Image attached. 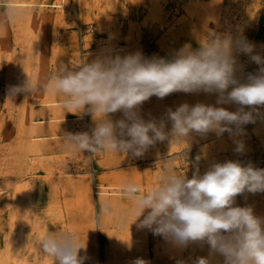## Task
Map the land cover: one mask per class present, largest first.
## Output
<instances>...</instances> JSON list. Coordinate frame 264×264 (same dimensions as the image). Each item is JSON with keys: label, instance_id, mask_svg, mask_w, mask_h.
<instances>
[{"label": "rangeland", "instance_id": "obj_1", "mask_svg": "<svg viewBox=\"0 0 264 264\" xmlns=\"http://www.w3.org/2000/svg\"><path fill=\"white\" fill-rule=\"evenodd\" d=\"M30 1L53 4L58 0ZM262 11L264 0H67L65 10L32 8L15 21L0 11V264H54L40 255L37 243L50 232L65 231L76 232L86 243V252L80 253L88 257L84 264H134L137 259L146 264H195L199 257L223 264L219 255L209 257L206 244L178 248L139 228L138 222L133 223V202L123 186L133 181L143 191L151 190L159 185L169 161L178 173L187 171L191 178L197 155L200 174L214 163L229 160L246 166L245 155L264 149V111L255 123L244 125L242 136L193 134L188 143L171 148L167 141L158 142L140 158L125 159L111 152L88 157L68 150L63 133L89 131L90 115L80 118L61 105L57 111H43L40 104L62 103L61 98L43 91L10 98L9 89L22 85L26 74L43 85L61 65L79 66L109 49L120 55L140 51L145 57L171 59L186 44L198 48L209 30L233 37L251 32ZM247 39L255 44L251 33ZM255 53L264 56L261 48L255 47ZM237 60L243 65L237 72L241 82L259 68L245 54H238ZM216 100V94L204 92H176L163 99L152 96L140 114L146 121L159 120L169 108L198 102L229 111L238 108L217 105ZM30 127L41 139L36 142L38 152L27 150ZM234 140L243 141V153L235 151ZM59 172L64 174L53 177ZM108 190L116 191L110 197L117 199L103 205L102 198L108 196L102 191ZM235 200L236 206H251L264 217V193H245Z\"/></svg>", "mask_w": 264, "mask_h": 264}, {"label": "clouds", "instance_id": "obj_2", "mask_svg": "<svg viewBox=\"0 0 264 264\" xmlns=\"http://www.w3.org/2000/svg\"><path fill=\"white\" fill-rule=\"evenodd\" d=\"M0 11L13 21L23 12L16 0H0ZM241 53L259 66L244 82L237 77L243 68L237 60ZM26 76L22 85L9 89L10 98L43 91L60 97L66 113L91 116L89 131L63 133L68 150L88 157L111 152L125 159L140 158L158 142L167 141L171 148L188 143L193 134L242 136L244 125L255 123L264 107V56L255 53V45L242 34L233 37L212 30L198 48L186 44L171 59L145 57L140 51L120 55L109 49L79 66L61 65L43 85ZM176 92L216 94L217 105L238 108L229 111L199 102L182 103L175 110L167 109L159 120L146 121L141 116V106L152 96L163 99ZM117 113L121 115L115 118ZM234 143L235 151L243 153V141ZM200 159L195 157L191 178L187 171L178 173L169 161L159 185L151 190L126 182L123 192L133 202V223L178 248L206 244L209 257L219 255L223 264H264V217L257 216L251 206H236L235 200L245 193H264V169L229 160L214 163L200 174ZM37 247L54 264H84L88 259L80 255L81 250L86 252V243L76 232H50ZM134 264L146 261L137 259ZM195 264H210V259L199 257Z\"/></svg>", "mask_w": 264, "mask_h": 264}, {"label": "bare ground", "instance_id": "obj_3", "mask_svg": "<svg viewBox=\"0 0 264 264\" xmlns=\"http://www.w3.org/2000/svg\"><path fill=\"white\" fill-rule=\"evenodd\" d=\"M66 2L67 0H58L57 2L53 3V4H46V3H33L32 1L30 0H16V3L18 4V6L23 10L22 14H27L28 11H30L32 8H39L40 10L41 9H44V8H53V9H63L65 10L66 8ZM10 80V79H9ZM50 95V94H49ZM51 96V95H50ZM43 108V111H57L59 110L60 108V105L61 103H58V102H51V101H47V102H44L42 104H40ZM42 113V112H41ZM51 119V118H50ZM37 122H35L36 124ZM39 123H43L42 121L39 122ZM49 128V127H48ZM24 129V128H23ZM35 134V127H30L29 129V132H28V136H29V141L28 142V146H27V150L30 151V152H38V143H36L37 141L41 140V139H38L40 137H36L34 136ZM256 136V135H255ZM258 137V136H257ZM256 142L260 145V147L262 146L261 143L256 139V137H254ZM260 138V137H258ZM263 150V149H261ZM40 160V159H39ZM25 161V160H24ZM64 173L63 172H59V173H54L52 174L53 177H59L61 175H63ZM26 176V175H25ZM54 180V179H53ZM55 180H58V179H55ZM59 185V184H58ZM18 186V185H17ZM105 188H111V186H107ZM16 192V191H15ZM104 194H107L105 196H108V197H103L102 198V201H103V205H109L111 204L114 200H116L117 198H114V197H110L112 196L113 194H117L116 191H102ZM15 199V198H14ZM87 203H91V199L87 200ZM10 245V244H9ZM8 245V246H9ZM8 249V248H7Z\"/></svg>", "mask_w": 264, "mask_h": 264}, {"label": "crops", "instance_id": "obj_4", "mask_svg": "<svg viewBox=\"0 0 264 264\" xmlns=\"http://www.w3.org/2000/svg\"><path fill=\"white\" fill-rule=\"evenodd\" d=\"M250 33L254 39L255 47L261 48L264 52V11L257 14L256 26L253 28V30L249 33L248 31L245 32L243 36L247 39V36ZM246 110L248 109L246 108ZM260 111H264V107H262Z\"/></svg>", "mask_w": 264, "mask_h": 264}, {"label": "built area", "instance_id": "obj_5", "mask_svg": "<svg viewBox=\"0 0 264 264\" xmlns=\"http://www.w3.org/2000/svg\"><path fill=\"white\" fill-rule=\"evenodd\" d=\"M245 160H246V164L251 163L256 168L264 169V149L263 150L259 149L258 153H256L253 156L245 155ZM92 176L94 177V172L92 173ZM94 188L95 190L98 189V187L95 185ZM95 193H97V191Z\"/></svg>", "mask_w": 264, "mask_h": 264}]
</instances>
